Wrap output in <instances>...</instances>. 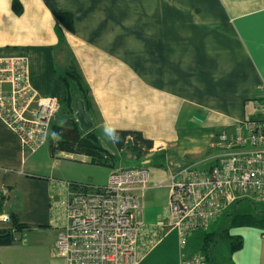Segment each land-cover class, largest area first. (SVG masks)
Listing matches in <instances>:
<instances>
[{
    "label": "crops",
    "instance_id": "1",
    "mask_svg": "<svg viewBox=\"0 0 264 264\" xmlns=\"http://www.w3.org/2000/svg\"><path fill=\"white\" fill-rule=\"evenodd\" d=\"M15 1L20 15L13 10ZM57 13L72 15L73 33ZM61 48L71 60L62 68ZM11 58L26 59L40 99L57 101L60 117L54 125L70 120L59 76L70 67L83 78L93 126L84 132L76 110L74 120L81 132H98L114 158L109 166H98L76 155L106 171L95 187L105 186L119 169H153L138 215L144 223L140 264H181L184 255L195 254L196 234L182 251L177 233L168 230L169 190L159 186L188 165L211 164L215 137L256 115L264 89V0H0V59ZM113 131L140 133L153 149L124 161L125 149H116ZM26 158L19 138L0 121V214L15 215L28 227L21 238L48 227L60 234L65 189L30 172L35 166L28 171ZM9 225L0 223V231ZM236 235L244 245L231 254L225 243L229 263L264 264V231L241 228ZM17 244L0 246V264H27ZM207 264L223 263L213 255Z\"/></svg>",
    "mask_w": 264,
    "mask_h": 264
},
{
    "label": "built area",
    "instance_id": "2",
    "mask_svg": "<svg viewBox=\"0 0 264 264\" xmlns=\"http://www.w3.org/2000/svg\"><path fill=\"white\" fill-rule=\"evenodd\" d=\"M256 115L223 130L214 141L211 164L188 165L170 176L167 228L186 251L193 234L208 232L238 202L264 206V89ZM59 105L40 99L30 84L24 58L0 59V121L33 155L49 143ZM54 182V181H53ZM56 183V181H55ZM65 189V223L56 242L66 264H140L144 223L141 201L150 189L144 167L112 172L103 187L57 183ZM0 223L10 224L0 214ZM21 237L14 236V243ZM181 264H207L202 254Z\"/></svg>",
    "mask_w": 264,
    "mask_h": 264
},
{
    "label": "trees",
    "instance_id": "3",
    "mask_svg": "<svg viewBox=\"0 0 264 264\" xmlns=\"http://www.w3.org/2000/svg\"><path fill=\"white\" fill-rule=\"evenodd\" d=\"M13 10L18 15L22 13L23 9L18 1L14 2ZM56 18L65 29L71 33L74 32V21L71 14L57 13ZM59 79L66 92V115L68 117L72 116V118H69L70 120H67L64 125V127L71 128L72 130L66 134L64 133L65 138L63 140V151L69 154L88 156L93 165L109 166V160L111 159V161H113L114 158L105 147H102L98 134L94 131L87 134L81 132L74 120L73 115L76 110L75 104L78 99L82 101L87 112L92 110V104L89 96L90 92L83 78L75 68H71L61 74ZM112 138L118 151L130 146L132 147L134 156L137 158H141L153 149V142L146 140L140 133L113 131ZM0 201H3V199H0ZM243 202H248L250 204L252 207L251 211L245 214H236L231 216V214L236 211ZM259 208H264V206L250 201L236 203L229 210L227 215H225V218L228 217L232 220L230 230L239 228H264V222L259 221V215L252 212L253 210H257L259 212ZM9 217L11 219L10 224H12L14 231H0V246H10L14 244V236L23 234L28 229V227L19 222L17 216L10 215ZM230 230L227 229L224 231L225 233L223 234V239H225L226 243L229 244L230 253L234 254L243 248L244 240L241 236L232 235ZM206 233L208 232L196 233L194 237L196 238V243L192 250L195 254H202L205 257L206 262L210 263L212 260V256L210 255V250H212L211 245L217 236H207Z\"/></svg>",
    "mask_w": 264,
    "mask_h": 264
},
{
    "label": "rangeland",
    "instance_id": "4",
    "mask_svg": "<svg viewBox=\"0 0 264 264\" xmlns=\"http://www.w3.org/2000/svg\"><path fill=\"white\" fill-rule=\"evenodd\" d=\"M63 47V46H62ZM62 54L59 55V65L62 68L67 66L70 63V55L66 50L61 48ZM70 68V67H69ZM68 68V70H69ZM71 69V68H70ZM71 71V70H70ZM60 117V112L55 117ZM69 118H72L70 116ZM56 119V118H55ZM54 119V120H55ZM53 126L51 130V138L50 144L55 153L54 156H50V144L48 143L41 150H39L36 154L29 155L27 154L28 166L27 169L30 171L31 166H35V170H31L30 172L34 173L38 176H46V178L56 180V183H66L72 182L75 184H82L85 186L95 187L99 186L105 181L106 171L103 168L94 167L91 164L82 163L83 158L73 156V159L62 158L63 156L60 152H63V140L65 138L64 133L66 134L71 128L64 127V124H56ZM98 134V132H96ZM99 136V135H98ZM100 140V137H99ZM102 143V147H107V142ZM109 147V146H108ZM76 149V148H75ZM134 153L132 152V147L128 146L125 148L124 153L122 154V159L124 161L133 159ZM111 162V159L109 160ZM208 167V166H206ZM203 166H198V169L206 168ZM150 177L153 179V169L149 170ZM55 182V181H54ZM2 201H0V205ZM252 207L248 202H243L234 211L231 216L236 214H245L250 212ZM261 211L253 210V213L259 215V221L264 222V208H259ZM229 212V211H228ZM227 212V213H228ZM227 215V214H226ZM231 219L225 218L223 216L215 225L211 227L208 231V235L217 236V238L212 242V250H210V255H216L223 264L229 263V252L228 248L225 245L226 240L223 239V234L227 229H231ZM12 224L9 225L11 230ZM43 231H34L33 233L30 231L26 233L23 238L20 239L17 246L21 249L22 256L26 259L27 264H66L65 260L60 258L56 252V242L58 240L59 234L56 230H53V227L42 228ZM241 229V228H239ZM259 230L264 231V228ZM237 229L230 230L232 235H236ZM215 234V235H214ZM237 236V235H236ZM196 238L192 240V246L195 245ZM224 245V246H223ZM25 246V247H24ZM219 249V251H218ZM212 261V260H211ZM218 262V260H217ZM219 263V262H218Z\"/></svg>",
    "mask_w": 264,
    "mask_h": 264
},
{
    "label": "water",
    "instance_id": "5",
    "mask_svg": "<svg viewBox=\"0 0 264 264\" xmlns=\"http://www.w3.org/2000/svg\"><path fill=\"white\" fill-rule=\"evenodd\" d=\"M75 108L77 111L75 114V118L78 120L81 129L84 132H88L92 128L93 125H92L91 119L86 113L85 107L81 100L78 99L76 101Z\"/></svg>",
    "mask_w": 264,
    "mask_h": 264
},
{
    "label": "clouds",
    "instance_id": "6",
    "mask_svg": "<svg viewBox=\"0 0 264 264\" xmlns=\"http://www.w3.org/2000/svg\"><path fill=\"white\" fill-rule=\"evenodd\" d=\"M108 131H109V133H110V135H111V130L109 129Z\"/></svg>",
    "mask_w": 264,
    "mask_h": 264
}]
</instances>
